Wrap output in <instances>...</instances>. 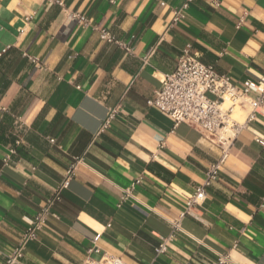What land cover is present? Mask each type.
Returning a JSON list of instances; mask_svg holds the SVG:
<instances>
[{
  "label": "crops",
  "instance_id": "obj_1",
  "mask_svg": "<svg viewBox=\"0 0 264 264\" xmlns=\"http://www.w3.org/2000/svg\"><path fill=\"white\" fill-rule=\"evenodd\" d=\"M186 46L238 86L264 75V0H0V264L75 159L57 217L15 264L103 253L129 264H214L218 253L264 264V105L172 231L220 155L197 128L148 104ZM96 234L100 251L89 252Z\"/></svg>",
  "mask_w": 264,
  "mask_h": 264
},
{
  "label": "built area",
  "instance_id": "obj_2",
  "mask_svg": "<svg viewBox=\"0 0 264 264\" xmlns=\"http://www.w3.org/2000/svg\"><path fill=\"white\" fill-rule=\"evenodd\" d=\"M55 1V0H49ZM161 4H163L161 2ZM187 2L174 10L172 21L183 17ZM84 25L88 20L81 15H73ZM101 40L115 42L130 51L127 43L115 40L105 28H98ZM211 94L213 97H210ZM148 104L156 107L168 115L175 124L186 122L199 130V132L220 148L219 157L208 167L203 183L196 186L178 217L170 221L172 231L180 229V220L186 215H192L206 198L205 188L217 179L219 169L225 162L231 142L245 126L246 121L253 117L255 111L264 105V75L255 80H248L243 85L234 84L228 75L218 73L210 64H205L190 54L189 46H186L178 56L174 70L164 74L161 85L155 90L154 96L148 100ZM241 110L248 108L242 120L234 117L236 108ZM116 113V109L109 110L101 130L106 128ZM260 145H264V138H256ZM75 159L66 169L63 178L55 186L45 200V203L36 212L23 232L19 243L14 247L2 264H15L23 256V249L28 241L37 237L38 231L45 225L47 219L57 217L53 211L54 204L60 200L61 192L67 188L75 175V169L80 163ZM139 182V180H136ZM131 188L124 191V197L130 195ZM99 234L92 237V246L88 251L99 252L97 245ZM168 238H162L155 247L156 254L163 253L167 249ZM228 253H218L214 264H231ZM79 264H129L120 257L103 253L98 259L86 258Z\"/></svg>",
  "mask_w": 264,
  "mask_h": 264
},
{
  "label": "rangeland",
  "instance_id": "obj_3",
  "mask_svg": "<svg viewBox=\"0 0 264 264\" xmlns=\"http://www.w3.org/2000/svg\"><path fill=\"white\" fill-rule=\"evenodd\" d=\"M210 97H213L211 94H208ZM248 108H246V110H241V108L237 107L236 108V114L234 115V117H236L239 120H242L247 112Z\"/></svg>",
  "mask_w": 264,
  "mask_h": 264
}]
</instances>
